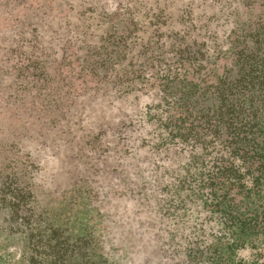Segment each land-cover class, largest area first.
I'll use <instances>...</instances> for the list:
<instances>
[{"label":"rangeland","instance_id":"rangeland-1","mask_svg":"<svg viewBox=\"0 0 264 264\" xmlns=\"http://www.w3.org/2000/svg\"><path fill=\"white\" fill-rule=\"evenodd\" d=\"M163 2L0 0V264H52L56 238L67 251L92 241L72 264L86 252L95 264H174L134 194L151 177L130 128L143 116L122 40ZM87 141L91 153L109 147L94 168L82 163Z\"/></svg>","mask_w":264,"mask_h":264},{"label":"trees","instance_id":"trees-1","mask_svg":"<svg viewBox=\"0 0 264 264\" xmlns=\"http://www.w3.org/2000/svg\"><path fill=\"white\" fill-rule=\"evenodd\" d=\"M133 19L123 58L143 118L130 128L151 177L134 194L174 264H264V0H164L142 25ZM85 148L93 168L109 150ZM55 240L52 264L92 243L67 251ZM89 253L77 264H95Z\"/></svg>","mask_w":264,"mask_h":264}]
</instances>
